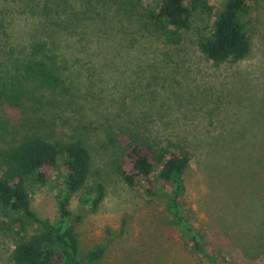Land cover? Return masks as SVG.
Wrapping results in <instances>:
<instances>
[{
	"label": "rangeland",
	"instance_id": "obj_1",
	"mask_svg": "<svg viewBox=\"0 0 264 264\" xmlns=\"http://www.w3.org/2000/svg\"><path fill=\"white\" fill-rule=\"evenodd\" d=\"M154 4L0 0V69L21 62L41 38L65 82L32 86L31 100L13 115L23 136L76 135L90 150L89 183L101 184L105 196L83 213L77 231L82 250L104 249L100 264H214L192 249L164 200L151 198L144 183L124 182L117 161L130 140L126 132L189 146L195 160L186 175V217L218 264H264V0L254 4L249 55L221 65L199 51L196 29L182 46L166 44L138 13ZM110 135L120 136L116 146ZM30 189L38 215L55 219L56 193ZM70 208L81 212L79 194ZM13 249L0 232V264H12Z\"/></svg>",
	"mask_w": 264,
	"mask_h": 264
},
{
	"label": "trees",
	"instance_id": "obj_2",
	"mask_svg": "<svg viewBox=\"0 0 264 264\" xmlns=\"http://www.w3.org/2000/svg\"><path fill=\"white\" fill-rule=\"evenodd\" d=\"M262 0H155L143 7L142 15L153 32L169 45L182 46L186 34L196 29V45L215 65L238 63L252 47L256 6ZM137 8L132 2L130 12ZM50 8H45L47 15ZM137 12V11H136ZM197 17L201 20L196 25ZM48 41L36 39L24 59L0 69V232L11 237L12 264H100L104 249L82 250L77 231L83 213L101 204L105 190L90 185L92 155L76 135L68 140L48 139L35 132L23 136L21 123L13 115L32 98V86L58 89L64 79L58 72ZM129 142L117 161L124 182L136 187L144 183L151 198L165 201L174 223L200 257L218 264L209 251L205 236L193 225L183 209L187 191L186 175L195 156L183 143H154L134 132H126ZM109 136V145L120 142ZM48 187L58 198L55 219L38 215L32 206L31 187ZM79 194L80 213L71 208Z\"/></svg>",
	"mask_w": 264,
	"mask_h": 264
}]
</instances>
